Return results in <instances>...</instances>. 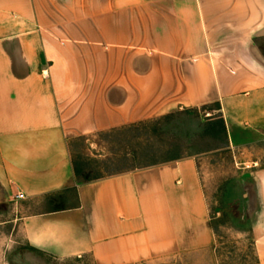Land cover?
<instances>
[{"label":"crops","instance_id":"1","mask_svg":"<svg viewBox=\"0 0 264 264\" xmlns=\"http://www.w3.org/2000/svg\"><path fill=\"white\" fill-rule=\"evenodd\" d=\"M203 107L243 166L264 264V0H0V181L39 210L17 221L31 248L96 264H218L196 157L84 181L70 150Z\"/></svg>","mask_w":264,"mask_h":264},{"label":"rangeland","instance_id":"2","mask_svg":"<svg viewBox=\"0 0 264 264\" xmlns=\"http://www.w3.org/2000/svg\"><path fill=\"white\" fill-rule=\"evenodd\" d=\"M214 107L191 108L80 137L70 145L78 178L93 181L144 169L172 159L198 160L208 211L216 236L218 264H259L257 244L243 207L240 164L228 149ZM46 210V207H40ZM39 210L17 203L0 181V264H96L90 255L60 258L31 248L18 232L22 214ZM134 264H189L185 257L142 260Z\"/></svg>","mask_w":264,"mask_h":264},{"label":"built area","instance_id":"3","mask_svg":"<svg viewBox=\"0 0 264 264\" xmlns=\"http://www.w3.org/2000/svg\"><path fill=\"white\" fill-rule=\"evenodd\" d=\"M17 198H18V199H23V198H24V195H23V194H18V195H17Z\"/></svg>","mask_w":264,"mask_h":264},{"label":"trees","instance_id":"4","mask_svg":"<svg viewBox=\"0 0 264 264\" xmlns=\"http://www.w3.org/2000/svg\"><path fill=\"white\" fill-rule=\"evenodd\" d=\"M222 124H223V123H222ZM223 129H224V131H225L224 124H223ZM76 174H77V172H76Z\"/></svg>","mask_w":264,"mask_h":264}]
</instances>
